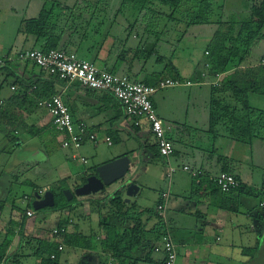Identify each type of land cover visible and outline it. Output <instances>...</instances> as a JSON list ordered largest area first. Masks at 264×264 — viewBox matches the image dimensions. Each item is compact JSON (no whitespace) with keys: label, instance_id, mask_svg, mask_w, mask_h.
<instances>
[{"label":"crops","instance_id":"crops-1","mask_svg":"<svg viewBox=\"0 0 264 264\" xmlns=\"http://www.w3.org/2000/svg\"><path fill=\"white\" fill-rule=\"evenodd\" d=\"M2 1L0 0V5ZM67 1L62 2L73 6L82 4L83 9H80L84 13L81 17L83 20L90 18L86 6L94 5V54L91 50L86 52L87 45L83 44L78 58L91 61L100 69L127 75L138 83L153 76L169 78L165 71L168 60L177 68V60L174 58L177 52L174 47L186 40L189 29L183 35L181 22L170 20L167 14L126 12V9L122 11L119 9L122 0ZM252 1L254 4L259 0H228L227 4L231 2L230 7L224 9L222 19H227L234 12L246 14ZM22 2L27 4L26 0ZM48 2L51 1L41 0L39 5L42 8ZM112 2L117 4L112 6L111 11L101 6L112 5ZM60 8L63 13H70L66 6ZM12 9L15 10L10 8ZM216 18L214 16L213 20ZM62 20L63 17V23ZM150 21H156V24ZM202 26L213 27L203 36L207 47L218 25L211 23L198 27ZM5 30L4 27L0 30L2 40L8 37V29ZM11 33L10 42L0 46V55L9 50L31 48L30 42L24 47L20 42L15 46V32ZM206 47L199 62V71L195 69L183 78L193 82L190 86L211 87L213 78L207 75L205 67ZM263 52L264 37L252 48L248 60L240 68L256 66ZM9 69L12 71L10 74L0 71V107L4 110V114L0 116V233L8 236L11 241L7 253L10 264L39 262L35 255L37 243L33 240H43L47 233L37 227L33 214L29 217L25 212L33 210L28 205L31 202L28 200L31 197L29 194L34 195L40 190L44 192L37 185L40 177L47 178L51 182L50 187L64 182L69 186L66 190L73 191L83 183L84 177L93 173V168L123 156L129 159V170L122 180L105 186L94 194L77 197L67 209L60 212L53 229L60 221L67 219L65 228L69 239L60 244L62 249L59 251V264H106L109 257V251L104 246L106 231L99 224L107 217V212L112 210L109 201L113 194L120 191L125 200V186L130 183L137 185L138 191L128 198L127 207L130 205V211L136 218L139 217V226L144 235H138L139 244L134 246L127 264H163V253L153 250L156 242L154 243L150 231L158 226L156 207L163 202L164 193H167V223L164 224V229H168L176 247V264H246L250 256L243 252L245 249L258 244L262 249L264 206L259 207V203L264 202V140L254 139L251 144L237 142L226 136L223 125L221 131L210 133L209 109L202 118H193L191 125H184L188 112L183 117H179L178 113H163L159 108L163 99H156L154 94L152 101L157 116L167 138L174 145L170 160L178 168L167 178L166 159L157 153L148 125L142 123L140 126H133L119 102L111 95L103 92L92 94L75 84L65 93L64 100L73 118L84 122L96 134V142L82 144L77 152L62 149L59 135L52 138L49 130L50 116L45 109L27 108L28 111L25 112L19 108L25 85L41 76L39 69L29 62L11 64ZM235 69L234 64L230 65L224 76ZM176 71L178 73L177 69ZM202 73H205L204 79L200 78ZM210 98L211 93L208 99ZM248 104L253 109L264 111V96L250 93ZM23 123L32 126L30 132L35 128L41 129V134L28 136L19 125ZM105 137L110 138V145ZM104 146L111 148L105 150ZM20 152H23L24 157L17 160L14 156ZM73 155L85 158L87 164H82ZM47 163L51 164L53 170L50 173L44 167ZM184 165L202 171V178L197 185L204 179L210 180L224 172L236 176L240 187L225 195L216 191L213 185L209 188L193 186L194 177L181 170ZM25 188L32 189V192L24 191L22 196L27 205L24 210H18L13 198L16 190ZM155 191V205L152 208L146 207L149 200L144 193ZM97 200H100L99 204L92 206L91 202ZM12 223L18 224H13V230L10 231ZM129 224L133 226L134 220L129 221ZM72 235L75 237L70 239Z\"/></svg>","mask_w":264,"mask_h":264},{"label":"trees","instance_id":"trees-1","mask_svg":"<svg viewBox=\"0 0 264 264\" xmlns=\"http://www.w3.org/2000/svg\"><path fill=\"white\" fill-rule=\"evenodd\" d=\"M227 1L228 0H122L119 9L123 11L126 7H129L128 10L135 12L149 11L163 15L167 14V16L171 18L170 20L181 22L183 25V35L186 30L192 26L211 23H216L218 25V29L215 31L205 50V67L206 70H208L207 75L214 79L216 74L225 73L230 65L233 64L236 66V69L231 74L225 75L219 85H211L210 87L209 132L215 134V127L217 125H223L225 134L229 139L240 143L251 144L254 139L264 140V111L253 109L248 104V96L250 93L264 96V52L256 66L246 67L244 69H241L240 66L248 60L252 48L264 37V0H259L254 4L252 1V3L248 5L247 13L244 15L234 12L229 14L227 19L223 20L220 13H222L224 9L230 7L227 6ZM164 6L169 8L168 13L163 9ZM66 7L70 13H63L60 4L57 2L52 1L46 3L42 6L39 14L35 18L23 19L18 23L15 28V41L20 42L22 47L29 42L32 43L31 48L28 50L40 49L47 52L50 49H57L73 53L77 57L81 56L82 45L85 44L87 45L85 51L89 52L91 50L94 54V5L89 4L86 6L87 14L90 17L87 20L81 19L84 15L83 10H81L83 8L77 9L75 5H72L71 7H74L72 11L71 7ZM57 10H60V13H57ZM75 11H77L80 16H71ZM214 16L217 17L215 20H213ZM61 17L64 18V20H62L63 23L61 22ZM103 38H105V36ZM36 45L38 48H35ZM22 51L25 50H9L4 54ZM31 64L37 67L33 63ZM9 68L10 66L1 67L0 71H5L7 74H10L12 71ZM39 71L41 76L33 83H27L23 90L24 97L20 102L19 108L23 109L25 112L28 111L27 108L33 110L39 108L38 102L40 100L59 94L64 86L63 81H60L58 78L41 69H39ZM165 71L169 78L181 79L170 60L167 62ZM162 79L166 78L153 76L145 80L142 84L154 86ZM33 86L35 87L34 89ZM84 89L88 92H92V94L101 92L87 88ZM3 112V108L0 107V116L4 114ZM69 112L72 116L70 108ZM19 125L28 136H39L42 132L41 129L36 128L30 132L32 126H27L24 123ZM49 130L51 131L52 138L58 134L51 123ZM156 151L159 154L158 149H156ZM94 170L93 168L92 171L94 172ZM234 177L239 181L236 176ZM201 178L202 177L199 179ZM195 180L197 179L194 178L193 186L196 185L202 188H209L213 185L216 191L225 195L227 194L221 192L209 179H204L201 184L199 183L200 185H197L196 183L198 182H195ZM239 187L240 181L238 187L230 190V192L239 189ZM66 189H68V186L64 182H59L48 189L52 192L54 198V205L50 208L62 211L67 209L74 202L77 198L76 196H73L71 200L66 199L63 193ZM33 197L29 198L33 200ZM99 201L100 200L93 201L91 205L94 206L95 204H99ZM260 203H262V206H260ZM260 203L259 207H263L264 202L261 201ZM109 206L112 210L107 212V217L103 218L99 224L100 228L106 231L104 246L107 251H109L108 258L113 260L114 264H127V260L134 246L139 244V239H137L138 235L143 236L144 231L141 226H139V217L137 216L136 218V216L133 215L130 211V205L127 207L128 205L122 198L120 191L113 194L109 201ZM30 208L33 209L32 206ZM158 219V226L153 228L150 232L153 234L154 243L158 242L159 244V240L164 234L165 229L161 219L159 217ZM132 220H134L135 224L130 226L129 221ZM67 223V219L60 221L57 228L65 227ZM13 224L16 225L18 223H12V229H9L10 231L13 230ZM19 232L22 234L21 229ZM74 237L75 236L72 235L70 239ZM68 239L69 236L66 233L55 235L50 231L47 233L45 239L33 240L37 243L35 244V255L39 258L38 264H59L60 254L58 247L60 244L68 241ZM156 243L153 246L154 248ZM10 244L11 241L8 239V236H2L0 233V264H10L7 256ZM259 247L258 244L253 248H247L243 251L250 256L246 264H257L264 258V246L262 249ZM51 255H53V258Z\"/></svg>","mask_w":264,"mask_h":264},{"label":"built area","instance_id":"built-area-1","mask_svg":"<svg viewBox=\"0 0 264 264\" xmlns=\"http://www.w3.org/2000/svg\"><path fill=\"white\" fill-rule=\"evenodd\" d=\"M27 62L33 63L39 69L64 82L59 94L52 95L38 102V107L48 112L50 123L59 135V143L62 149L77 152L82 144L96 142V134L90 131L84 122L73 119L64 100L65 93L73 85L78 84L82 88L98 90L111 95L119 102L133 126L137 127L142 123H146L160 156L166 159V177L170 178L178 170L170 160L174 153V145L165 134L164 127L154 108L152 96L163 88L190 86L193 84L192 81L166 78L154 86L145 85L131 80L127 75L100 69L91 61L80 59L73 53L57 49H50L47 52L40 49H32L18 53L11 52L0 56V68L15 63L24 64ZM201 77L204 79L205 73H202ZM223 77L224 73L216 74L211 85H219ZM105 141L108 145L111 144L109 137H105ZM73 157H77L82 164H87L88 162L85 158L78 155H73ZM181 170L197 179V182L202 176V171L191 169L186 165L182 166ZM210 180L224 193L230 192V190L239 185V181L233 175L224 172L210 178ZM43 194L42 190L38 191V195L42 196ZM162 199L163 202L156 207V214L163 224H166L165 200L167 199V193L162 195ZM28 200L32 201V198H28ZM260 206H262V203H260ZM25 214L30 217L32 212L26 210ZM66 231L65 227H61L54 228L52 233L57 235L64 234ZM61 249L62 246L60 245L58 250L60 251ZM154 251L163 253L164 264H176L177 251L167 228L161 236L159 244L155 246ZM51 257L53 258V255ZM106 264H114V261L108 258Z\"/></svg>","mask_w":264,"mask_h":264},{"label":"rangeland","instance_id":"rangeland-1","mask_svg":"<svg viewBox=\"0 0 264 264\" xmlns=\"http://www.w3.org/2000/svg\"><path fill=\"white\" fill-rule=\"evenodd\" d=\"M22 1L24 0H3L0 5V30H3V27L6 30L8 29L7 30L8 37L6 40L0 39V46L2 44L8 43L10 34H12L11 32L12 31L15 32V27L21 20L35 18L41 10V7L39 5V1L41 0H26L27 4L23 3ZM49 1L57 2L58 4H60V6H72V4L70 3L62 2L65 0H49ZM69 1H72V0H68L67 2ZM230 3H228L227 6H229ZM114 4H117V3L112 2V5L103 4L101 6L104 7V9L106 8V10L111 11L113 10L112 6H115ZM81 5L82 4L79 3L75 5V7L77 9H80L83 7ZM232 6H234V3ZM12 7L15 10L13 9L10 10V8ZM128 8L129 7H126V10H125L126 12H135V11H129ZM163 9L165 10L166 13L169 12L168 7L164 6ZM57 13H60V10H57ZM220 15L222 16V13H220ZM71 16L77 17V16H80V14L77 11H75L74 14H72ZM150 22L153 24H156V21H150ZM198 26L200 25L189 27L188 33L185 36L186 40L182 44H179L178 46H176V48L174 47V49H176V52H177L174 57L177 60L176 69L178 70V73L181 79L185 78L187 75H190L192 72H194L195 69L199 71L200 69L199 67H201L199 62L201 58L203 57V51L206 47L205 46L206 43L203 40V36H206L208 34L206 33V31L212 30L213 27H210V26L198 27ZM151 27H154V25H152ZM14 45L15 46L19 45V43L17 42ZM205 55L206 54H204V56ZM201 75H200V78L202 79ZM210 93H211V89L209 86H202V87L175 86V87H167V88L158 90L155 93V98L163 99V101L159 103V108L163 113H167V114L178 113L179 117H183L185 112H188V116L186 117L187 122H185L184 125H186V123L188 125H191V120L193 118L200 119L202 118V115H204L205 112L207 114V110L209 109L208 97ZM158 112H159V109H158ZM215 130L217 132L218 130L221 131V125H217L215 127ZM108 148L110 149L111 147L104 146L105 150H107ZM23 157H24L23 152H20L16 156H14V158H16L17 160L22 159ZM50 165L51 164L47 163L44 166L46 169L49 170V173L53 171ZM50 176L52 177V174ZM37 181H38L37 185L40 188H43L44 192L52 188L49 186L51 182L47 180V178L45 177L43 178L40 177ZM26 190L27 191L31 190L32 192V189L30 188L16 190V194L14 195L15 197L13 199H14L15 206L18 208V210H24L27 205V201H25L22 196L24 191ZM145 194L148 195L147 198L149 200L148 204H145V205L146 207L152 208L155 205V202L157 200V191L145 192L144 195ZM29 195L31 197L34 196L32 193H30ZM31 204L32 202L28 203L29 206H32ZM31 212L33 214V218L35 220L37 227H40V229L44 233H48L52 231L53 227L55 226L57 222V218L59 217L61 211L54 210L50 207H46L40 210H31ZM234 258H237V257L234 255ZM234 260L238 261L237 259H234ZM257 264H264V258Z\"/></svg>","mask_w":264,"mask_h":264},{"label":"water","instance_id":"water-1","mask_svg":"<svg viewBox=\"0 0 264 264\" xmlns=\"http://www.w3.org/2000/svg\"><path fill=\"white\" fill-rule=\"evenodd\" d=\"M129 170V159L127 156L116 158L97 166L93 173L84 177V182L77 186L73 191L64 190L63 193L67 200H71L73 196L82 197L94 194L102 190L105 186H109L118 180H122ZM138 186L130 183L125 186L126 199L137 193ZM32 208L40 210L54 205V198L51 191L47 190L42 196L38 193L34 194L32 200Z\"/></svg>","mask_w":264,"mask_h":264}]
</instances>
